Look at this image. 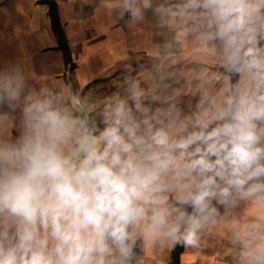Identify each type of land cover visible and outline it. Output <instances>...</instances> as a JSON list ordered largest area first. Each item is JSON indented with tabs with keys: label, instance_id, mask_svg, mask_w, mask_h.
<instances>
[{
	"label": "clouds",
	"instance_id": "1",
	"mask_svg": "<svg viewBox=\"0 0 264 264\" xmlns=\"http://www.w3.org/2000/svg\"><path fill=\"white\" fill-rule=\"evenodd\" d=\"M99 8L137 32L194 36L216 54L222 87L203 88L185 115L175 95L128 82L110 97L101 129L78 93L37 88L23 61L0 68V264H132L144 229L160 247L199 249L217 205L264 204V0ZM158 48L167 55L172 41ZM148 78L167 76L158 66ZM233 238L238 264H264V216Z\"/></svg>",
	"mask_w": 264,
	"mask_h": 264
},
{
	"label": "crops",
	"instance_id": "2",
	"mask_svg": "<svg viewBox=\"0 0 264 264\" xmlns=\"http://www.w3.org/2000/svg\"><path fill=\"white\" fill-rule=\"evenodd\" d=\"M55 1L71 50L70 65L59 48L50 6L45 0H0V68L9 62L23 61L30 82L37 88L56 83L69 93L84 90L136 56L147 59L209 56L217 72L221 71L216 54L194 36L173 39L172 33L158 34L149 25L142 26L139 32L128 29L124 21H116L99 8L100 0ZM165 40L172 41V50L167 55L158 48ZM217 77L212 93L222 87ZM4 133L9 140L18 134L12 120ZM237 199L235 207L217 205L219 216L203 229L200 248H184L179 264H238L241 250L233 233L264 216V204ZM135 238L139 247L138 264H172L176 246L160 247L147 229L137 230Z\"/></svg>",
	"mask_w": 264,
	"mask_h": 264
},
{
	"label": "rangeland",
	"instance_id": "3",
	"mask_svg": "<svg viewBox=\"0 0 264 264\" xmlns=\"http://www.w3.org/2000/svg\"><path fill=\"white\" fill-rule=\"evenodd\" d=\"M164 69L167 79L163 84L148 78L157 67ZM212 57L182 56L174 58L147 59L132 57L108 76L91 84L87 90L76 91L86 104L87 113L99 128L104 127L105 107L114 92L125 95L128 82H135L148 93L162 88L176 96L178 106L185 115H190L200 98L203 88L210 92L218 76Z\"/></svg>",
	"mask_w": 264,
	"mask_h": 264
},
{
	"label": "trees",
	"instance_id": "4",
	"mask_svg": "<svg viewBox=\"0 0 264 264\" xmlns=\"http://www.w3.org/2000/svg\"><path fill=\"white\" fill-rule=\"evenodd\" d=\"M45 2L50 6V18H51L53 30L55 31L59 39V48L63 50L65 57H66L67 64L70 65L72 64L71 50H70L68 41L66 39L62 24L60 22L58 10H57V3L55 0H45ZM97 81L98 80L94 82H97ZM91 84L88 85L85 90H87L91 86ZM183 249L184 247L182 246H176L174 248L172 252V258H173L172 264H179L180 255L183 252ZM134 254L135 255H134V260L132 264H138L137 257L139 255V247L137 243H136V247L134 250Z\"/></svg>",
	"mask_w": 264,
	"mask_h": 264
}]
</instances>
